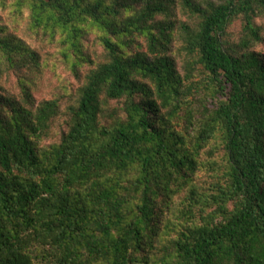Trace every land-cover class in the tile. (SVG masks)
Instances as JSON below:
<instances>
[{
	"label": "trees",
	"instance_id": "1",
	"mask_svg": "<svg viewBox=\"0 0 264 264\" xmlns=\"http://www.w3.org/2000/svg\"><path fill=\"white\" fill-rule=\"evenodd\" d=\"M0 9V264H264V0Z\"/></svg>",
	"mask_w": 264,
	"mask_h": 264
},
{
	"label": "rangeland",
	"instance_id": "2",
	"mask_svg": "<svg viewBox=\"0 0 264 264\" xmlns=\"http://www.w3.org/2000/svg\"><path fill=\"white\" fill-rule=\"evenodd\" d=\"M202 1V0H201ZM204 1V0H203ZM206 1V0H205ZM214 2H218V0H211ZM8 6V3H7ZM9 13L8 10H2L0 9V19L4 23H11V20L8 18ZM177 21H183L185 20V16L181 13H177ZM158 20L163 21V18H159ZM165 21V20H164ZM24 23V22H23ZM257 24H260L263 26V38H264V20L257 19L256 20ZM19 24V23H18ZM11 29L13 28V25H10ZM241 27V20H236L233 23V26L231 28L232 30V35H238ZM17 36L23 38L25 41L28 42L32 47L37 48L40 50V52L45 53V52H50L51 51V46L46 44V42H43L40 39H33L31 38L25 31H24V26L21 24L20 26L17 27L16 29ZM179 40L177 39L175 41V48L179 47L180 43H178ZM258 50L264 51V40L261 46H258ZM78 78L75 77L74 73L71 72V70L65 66V65H58L57 67L54 68V70H48L43 78L42 81V87L38 93L35 94L36 101L39 102L41 100H49L53 98L59 97L61 99L60 101V106L61 110L69 104V102L73 99L70 97V94L73 93V90H75L78 87ZM3 85L6 89H8L11 92H16V84L15 80L12 78L8 81H3ZM116 103H113L112 106H115ZM118 106V105H117ZM64 118L59 119V125L56 124L55 129L53 130V134L50 135L47 139L44 140V144H49L52 142H55L58 140V137L60 135V129L61 126L64 128ZM59 132V133H56Z\"/></svg>",
	"mask_w": 264,
	"mask_h": 264
}]
</instances>
